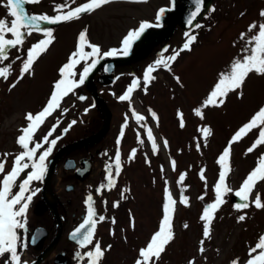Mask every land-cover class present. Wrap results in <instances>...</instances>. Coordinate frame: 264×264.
<instances>
[{
  "label": "rangeland",
  "instance_id": "rangeland-1",
  "mask_svg": "<svg viewBox=\"0 0 264 264\" xmlns=\"http://www.w3.org/2000/svg\"><path fill=\"white\" fill-rule=\"evenodd\" d=\"M165 1L153 0L151 4L155 7ZM219 2L222 9L221 16L218 17L219 22H216L217 19L209 20L208 28L202 27L194 32L197 40L192 44L191 51H183L171 65V71L160 68L154 72L156 79L147 85V92L143 90V74L147 61L137 60L131 66H124L127 71L132 72V75H137L142 80L141 87L133 93L131 105L127 101H120L118 96L121 95L119 90L124 92L132 81L127 84L117 83L108 91V93L118 94L117 97L114 95H110L111 98L108 97L111 100L114 99L111 103L116 129L109 133L110 137H106L103 142H109L112 136H117L116 130L119 123L125 122L127 114L128 126L125 130L127 137L117 150L120 151L121 157H124L122 166L127 178L135 180L131 194L133 199L135 194V202L130 206L131 214L133 212L137 214V216L133 214L132 217L137 222L134 228L131 227V218L128 229L124 232H120L119 228L115 230L113 227L106 226L99 229L100 235L105 228L112 236L118 237L117 240L112 241L108 233L104 234L106 236L104 241L110 239V242H115L113 249L105 253V264H134L138 250L146 245L151 235L158 229L162 218L165 181L168 182L173 197L177 200L173 220L175 239L167 246L158 264H188L191 259H195L196 264H230V261L236 257H240L243 261L246 259L248 247L254 245L260 234H264V209L250 206L244 210L247 214L246 220L238 222L237 217L244 213L233 208V204L236 203L235 196L228 194L225 197L227 202L216 213L211 236L208 239L203 237L204 222L200 220V216L203 207L214 198V184L220 171L217 163L218 156L228 145L234 132L259 106L264 105V76L250 74L243 87V98H238L236 93H230L223 106L204 109L203 120L193 112V108L199 106L206 98L218 78V73L227 70L231 61L241 54L240 51L245 42L240 46L241 40L237 35L239 30L246 32L247 26L253 21L264 22V18L259 17L260 10L264 9V0H218ZM121 6L106 7L93 16L91 29L94 31L91 34L96 41L103 44L113 41L116 44L125 29L136 24L139 16H149V13L142 11L138 5ZM247 7L248 12L239 16V13ZM224 11L229 13L225 14ZM50 26L54 29L55 35L60 34V40L49 54L40 60L37 68H34V72L37 70L36 76L26 77L11 91L3 88V80L0 79V148H4V142L9 140L8 136L14 137L13 135L17 132L14 127L25 123L24 111L26 114L41 106L40 102L48 94L51 80L56 77V68L63 60L66 61L72 52L70 49L73 46L74 36L71 40L66 37L63 39L62 33L59 32L60 28ZM71 26L73 25H67L65 28L69 29ZM78 28L79 23H74L75 32ZM180 34L181 29L177 28L175 31L177 38ZM24 47L23 45L22 53L26 52ZM17 54L16 50H12L10 56L14 58ZM16 62L17 65L13 66V70L16 69L18 75L20 61ZM137 64L145 67L136 72ZM122 69L124 68L119 66L116 71ZM176 77L180 78L179 82ZM12 80L15 81L14 78ZM67 101L71 102L69 97H66L63 102ZM132 107L148 117L142 123L153 130L157 144L160 145L157 154H153L151 150L146 128L138 124L132 116ZM149 109L158 114V126L151 118ZM178 111L184 113L185 127L183 128L179 126ZM91 114L97 119L100 117V122L102 121L103 114L100 109L95 108ZM206 118L211 125L212 134L205 141L198 129L200 126H205ZM63 127L68 126L64 124ZM80 133L79 128L75 127L70 133L71 136L67 137V141L79 136ZM163 133L166 134L169 142L167 148L163 145ZM138 134L144 140L143 145L138 142ZM257 135L258 130L249 133L244 138L247 142L244 147L239 144L243 139L232 144L231 172L227 182L233 189H238L242 180L256 166L257 157L264 153V145H262L253 153L245 155L246 149ZM197 142L200 144L199 150L196 147ZM133 148L138 151L135 159L130 160L129 154ZM172 159L177 162L175 171L171 168ZM161 166H163V172H161ZM201 169H205L207 178L208 194L204 200L198 199L205 191V181L199 176ZM182 172H187L184 195L190 198V206L180 203L181 186L177 184V181ZM129 190L131 191L130 188ZM257 191L262 194V200H264V182L258 185ZM184 224L188 227L185 228ZM125 227L127 228V223ZM202 239H204V253L199 252ZM103 243L102 248H104ZM27 253L28 258L33 257V253L28 249ZM24 256L26 257V254ZM22 259L26 260L23 258V253Z\"/></svg>",
  "mask_w": 264,
  "mask_h": 264
},
{
  "label": "snow or ice",
  "instance_id": "snow-or-ice-1",
  "mask_svg": "<svg viewBox=\"0 0 264 264\" xmlns=\"http://www.w3.org/2000/svg\"><path fill=\"white\" fill-rule=\"evenodd\" d=\"M41 0H0V6L6 9V15L0 17V78L5 81L12 75L13 65L16 61H20L19 73L16 80L10 85L9 91L14 89L17 84L22 81L25 76H34V65L39 58L46 54L51 45L55 41L54 29L44 27L43 25H56L64 22H70L79 19L83 14L92 13L105 5L113 2V0H86L78 6L76 0H64L63 3L56 4L54 7L55 15L31 14L26 10L25 6L30 4H39ZM134 3H146L147 0H132ZM194 10L189 13L187 24L190 27L201 28L202 25L197 18L205 11L206 0H193ZM170 7H161L157 10L154 22L144 20L138 27L131 29L122 38L119 47H112L103 50L101 45L92 43L88 37V30L85 28L78 34L75 50L70 53L66 62L58 69V78L53 82L50 94L46 103L41 109L25 114L26 126L19 131L20 134L16 139V143L21 149L18 153H0V258L7 255L4 264H29L28 261L22 259V252L19 249H26L27 242L22 238L20 230L27 229V213L33 198L41 191L34 188V182L43 181L48 171V157L52 154L58 140L61 136L53 137L56 129L59 127L61 120L54 117L57 111L61 115L66 114L68 109L62 108V102L70 94H75L76 89L85 84L90 74L97 68L102 60L109 57L128 56L135 42H137L147 29L161 27V21L168 11L175 6V0H170ZM215 11V9H211ZM244 13H241L243 16ZM259 17L264 18V9L259 12ZM195 22V23H194ZM40 33L43 38L36 43L30 45L26 52L22 53V46L25 44L26 38L33 33ZM251 35L249 36V34ZM186 40L182 47L173 50L170 55L165 56L161 53L159 59L150 64L143 74V90L147 92V85L156 77L153 75L158 69L163 68L171 71V64L175 62L183 51H191L192 44L197 40V35L190 32L185 33ZM239 39L244 41L241 48V54L235 57L227 70L220 71L218 78L207 93L206 98L202 100L199 106L193 108L194 114L201 120L204 119V109L209 107H221L224 105L230 93H236L238 98H243V87L250 74L264 76V22L253 21L247 26V31L240 33ZM88 49V50H86ZM12 50L17 51V55L11 58ZM168 49H164L167 52ZM8 62V63H5ZM79 69V71H78ZM108 68H105L107 71ZM177 82L180 78L176 77ZM142 81L140 78H134L127 86L122 95L118 97L120 101H127L131 105L133 93L140 88ZM81 101L86 97L79 96ZM87 111V109L85 110ZM151 118L159 124L158 114L149 109ZM132 116L138 124L146 128L147 139L151 142V150L153 154H157L160 145L157 144L156 137L151 127L142 122L148 117L131 108ZM179 126L185 127V119L183 111H178ZM50 117L55 118V123L49 128L40 140H36V134ZM77 123L76 120L70 122L67 128L63 129L66 134L69 129ZM128 126V117L125 116V122L122 125L120 138L124 136V130ZM253 130H258L257 137L252 144L246 149L245 155L253 153L260 146L264 145V105L251 115L231 136L228 145L218 156L217 163L220 166L218 179L214 184V198L212 202L207 203L202 210L200 220L204 222L203 237L208 239L211 236L212 224L216 217V213L227 201L225 197L233 194L238 198L239 202L233 204V208L244 214L237 217L238 222H243L247 218L244 210L250 206L257 209H264V200L262 194L257 191L260 183L264 182V153L257 157L256 166L242 180L238 189L229 186L227 180L231 172V150L232 144L241 141ZM198 131L202 134L203 139L212 134V129L208 126H200ZM138 142L143 145L144 140L139 137ZM119 144V140L117 141ZM168 140H163L165 148L168 147ZM47 145V147H45ZM199 150L200 144L196 145ZM137 149L133 148L129 154V159H135ZM13 156V163L10 170L5 171L7 158ZM147 163L150 161L146 160ZM173 171L176 170L177 162L175 159L170 161ZM115 169V172H113ZM122 169L121 153L116 151L114 162L106 165V183L100 184L97 192L102 194L105 189L111 190L116 187L117 177ZM163 172V166H161ZM22 174L24 178L21 180ZM187 172L179 174L177 184L181 186L180 203L190 206V198L184 195V181ZM201 180L205 181V191L198 197L204 200L207 193L205 169L199 172ZM19 181V183H17ZM14 189H18L14 191ZM94 200L91 193L87 196L85 204L87 206L86 216L71 233V237L75 240L81 249L89 248L83 253L77 252L76 256L81 262L87 261V264H101L106 251L111 249V245L102 248L99 240L96 239V229L100 222L106 217L98 215L94 207ZM105 203H107L105 201ZM177 200L173 197L168 182L165 181L164 202L162 205V218L159 221L158 229L151 235L150 240L145 246L138 250L137 258L134 264H158L162 254L166 251L167 246L175 239L173 227L174 215L176 212ZM114 207L119 206V201L113 204ZM115 218L112 223L115 224ZM131 227H135L134 218L130 221ZM187 228L188 225L184 224ZM114 234V232H113ZM39 237L32 236V242ZM204 239L200 241L199 252L204 253ZM188 264H196L195 259L189 260ZM230 264H264V234H260L254 245L248 247L246 259L241 261L240 257H236L230 261Z\"/></svg>",
  "mask_w": 264,
  "mask_h": 264
},
{
  "label": "flooded vegetation",
  "instance_id": "flooded-vegetation-1",
  "mask_svg": "<svg viewBox=\"0 0 264 264\" xmlns=\"http://www.w3.org/2000/svg\"><path fill=\"white\" fill-rule=\"evenodd\" d=\"M43 10L48 11L47 2L44 3ZM175 37V35H172L169 38L174 39ZM173 45L175 46L176 43ZM162 48L163 45L160 47H155L157 50H161ZM85 151L90 152L91 149L86 148ZM81 154L82 152L73 153V155L76 157ZM62 160L63 157L55 166L51 176L50 184L46 189L44 188V181L36 183V188L41 189V191L35 196L34 208L38 203H43L44 205H48L49 203L56 204L60 214V219L62 221V234L58 243L54 247L53 253L55 254L58 251H64L71 256L72 260H76V258H78L75 253L77 251L76 247L80 251L81 248L69 240L68 234L81 221H83V218L86 216L87 206L85 201L89 193H92L95 196L94 207L97 214L99 215L100 208L98 203H100V193L96 196L93 190H97L100 184L106 183V176L102 173L103 168H100L98 173L97 170L94 169L92 175L89 178L81 181L76 177L74 170H68L63 166ZM112 162H114V157L111 154L108 156V158L102 161V164L103 166H106ZM77 164L79 165V162H77ZM70 185L71 189L68 190L67 188L70 187ZM46 196L49 200L45 198ZM28 215L34 216L37 223L49 230L50 236L47 239L44 247L49 246L59 227L51 207L48 206L43 213L38 215L33 214L30 209ZM78 262L81 264L80 260H78ZM42 264H52V262L51 260H46Z\"/></svg>",
  "mask_w": 264,
  "mask_h": 264
},
{
  "label": "water",
  "instance_id": "water-1",
  "mask_svg": "<svg viewBox=\"0 0 264 264\" xmlns=\"http://www.w3.org/2000/svg\"><path fill=\"white\" fill-rule=\"evenodd\" d=\"M212 0H206V7L211 3ZM174 25V22H171V25H169V27L164 30V32H166V34H169L172 29H173V26ZM165 36V34L163 35ZM149 46L148 43H144V45H142L139 49H137L132 55L128 56V57H123V58H119L121 61H127V60H131L133 59L134 57L138 56L139 54H141L147 47ZM119 59H115L114 61H120ZM97 100L103 105V107L106 109L107 111V114H108V117L110 118V111L109 109L107 108V106L105 105L104 101L101 99V98H98L97 97ZM108 122H109V119H108ZM107 130V125L102 129L100 130V132L96 135L97 137L98 136H101L103 135Z\"/></svg>",
  "mask_w": 264,
  "mask_h": 264
},
{
  "label": "bare ground",
  "instance_id": "bare-ground-1",
  "mask_svg": "<svg viewBox=\"0 0 264 264\" xmlns=\"http://www.w3.org/2000/svg\"><path fill=\"white\" fill-rule=\"evenodd\" d=\"M71 31H69V32H67L66 34H65V37L66 38H68V39H70V37L72 36V34H73V29H70Z\"/></svg>",
  "mask_w": 264,
  "mask_h": 264
}]
</instances>
